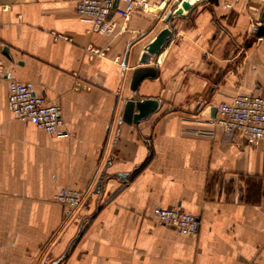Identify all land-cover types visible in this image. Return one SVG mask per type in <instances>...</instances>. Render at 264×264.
<instances>
[{
  "label": "crops",
  "instance_id": "crops-1",
  "mask_svg": "<svg viewBox=\"0 0 264 264\" xmlns=\"http://www.w3.org/2000/svg\"><path fill=\"white\" fill-rule=\"evenodd\" d=\"M173 1L114 15L106 34L77 0H0L4 73L60 105L66 131L16 117L0 77V264H264V142L210 123L219 102L264 92V38L251 33L264 0H182L165 23ZM167 26L158 74L137 90L160 107L125 123L133 71ZM63 187L85 194L72 213L54 201ZM155 207L196 215L198 233L159 223Z\"/></svg>",
  "mask_w": 264,
  "mask_h": 264
},
{
  "label": "built area",
  "instance_id": "built-area-1",
  "mask_svg": "<svg viewBox=\"0 0 264 264\" xmlns=\"http://www.w3.org/2000/svg\"><path fill=\"white\" fill-rule=\"evenodd\" d=\"M144 1L118 0L114 8L115 0H77L76 14L80 20L92 25L93 32L113 34L117 23L112 16L116 15L127 21ZM232 6L229 0H224L222 4L224 9ZM262 25L264 24L257 20L252 21L251 33L256 34ZM88 50L104 56L108 48L101 50L90 46ZM2 51L3 43H0V62ZM3 76L8 79V101L16 117L30 121L49 134L65 135L60 105L48 102L27 84L14 79L9 73H4L0 63V77ZM216 109V116L210 119L212 125L221 126L226 132L236 134L252 146H260L264 142V92L239 93L229 100L219 102ZM198 134L212 135V132L198 131ZM54 201L61 204L68 213H72L84 203L85 194L75 188L63 187L55 194ZM152 213L159 223L172 226L183 235L192 236L199 231V218L178 207H155Z\"/></svg>",
  "mask_w": 264,
  "mask_h": 264
},
{
  "label": "water",
  "instance_id": "water-1",
  "mask_svg": "<svg viewBox=\"0 0 264 264\" xmlns=\"http://www.w3.org/2000/svg\"><path fill=\"white\" fill-rule=\"evenodd\" d=\"M182 0H174L168 12L165 15L164 22L169 23L173 21V8L177 7ZM118 0H115L114 8H116ZM173 35V29L169 26L163 28L153 42L144 48V52L140 58L142 66L133 71L130 88L134 95L126 99L122 121L128 124H137L143 119L152 115L160 107V101L156 98H144L137 96V90L140 84L147 78H155L158 74L156 66H149L150 59L153 56H158L161 52L167 39ZM3 54L10 58L7 47L3 49ZM216 107L213 109V117L216 115Z\"/></svg>",
  "mask_w": 264,
  "mask_h": 264
},
{
  "label": "trees",
  "instance_id": "trees-1",
  "mask_svg": "<svg viewBox=\"0 0 264 264\" xmlns=\"http://www.w3.org/2000/svg\"><path fill=\"white\" fill-rule=\"evenodd\" d=\"M259 38H264V25H262L259 28L258 32L253 36V40H256V39H259Z\"/></svg>",
  "mask_w": 264,
  "mask_h": 264
},
{
  "label": "rangeland",
  "instance_id": "rangeland-1",
  "mask_svg": "<svg viewBox=\"0 0 264 264\" xmlns=\"http://www.w3.org/2000/svg\"><path fill=\"white\" fill-rule=\"evenodd\" d=\"M255 34H252V36H254Z\"/></svg>",
  "mask_w": 264,
  "mask_h": 264
}]
</instances>
